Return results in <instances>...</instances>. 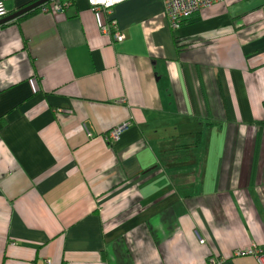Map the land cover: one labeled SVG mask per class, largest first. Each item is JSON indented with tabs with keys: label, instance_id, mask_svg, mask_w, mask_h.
<instances>
[{
	"label": "crops",
	"instance_id": "1",
	"mask_svg": "<svg viewBox=\"0 0 264 264\" xmlns=\"http://www.w3.org/2000/svg\"><path fill=\"white\" fill-rule=\"evenodd\" d=\"M58 1L0 23V264H258L264 0Z\"/></svg>",
	"mask_w": 264,
	"mask_h": 264
},
{
	"label": "built area",
	"instance_id": "2",
	"mask_svg": "<svg viewBox=\"0 0 264 264\" xmlns=\"http://www.w3.org/2000/svg\"><path fill=\"white\" fill-rule=\"evenodd\" d=\"M92 9L95 11H106L109 13V9L112 5L122 1V0H88ZM221 0H163L164 14L168 18V21L173 28L179 27L182 21L190 18L194 13L198 12L202 8L212 5L215 2ZM73 0H63L58 2H53L49 7H43L42 11L56 10L58 12L64 11L65 7H69ZM7 9L3 2L0 0V19L7 16ZM108 21L101 23V31L104 34L110 35L115 43L121 42L123 40V34L121 33L119 27L117 26L116 20L114 18H108ZM103 25V26H102ZM120 127V126H119ZM118 128V127H117ZM116 128V129H117ZM114 129L111 133L118 136L119 131ZM117 136L115 138H117ZM202 241V240H201ZM245 251V252H244ZM242 251L243 253L251 254L258 264H264V251L258 249L257 247L249 248ZM211 264H220L219 261L211 259L209 261Z\"/></svg>",
	"mask_w": 264,
	"mask_h": 264
},
{
	"label": "rangeland",
	"instance_id": "3",
	"mask_svg": "<svg viewBox=\"0 0 264 264\" xmlns=\"http://www.w3.org/2000/svg\"><path fill=\"white\" fill-rule=\"evenodd\" d=\"M88 1V0H87ZM122 1H124V0H122ZM121 2V1H120ZM120 2H118V3H120ZM88 3H89V1H88ZM118 3H116V4H118ZM116 4H114V5H116ZM43 5V4H42ZM89 5H90V3H89ZM114 5H112V7L114 6ZM90 7H91V5H90ZM92 8V7H91ZM95 11V10H94ZM101 12H106V11H101ZM163 12H164V9H163ZM191 18V17H190ZM189 19V18H188ZM108 21V20H107ZM181 25V24H180ZM179 25V26H180ZM103 26V25H102ZM99 32L101 33V34H104V33H102V31H101V26H99ZM104 35H106L107 36V34H104ZM110 36V35H109ZM111 37V36H110ZM124 37V36H123ZM111 39H112V37H111ZM112 41H113V39H112ZM114 42V41H113ZM115 43V42H114ZM119 43V42H118ZM118 127V128H117ZM117 127H114V128H112V129H109L105 134L106 135H104L103 136V138L105 139V141H108V143L109 142H111V141H113V140H116L117 138H115L117 135H115V134H113V133H111V131H113L114 129H116V130H118L119 131V129H120V127H121V129H120V131L119 132H121L123 129H125L126 127H127V125L126 124H123V125H121L120 127L119 126H117ZM118 137V136H117ZM240 252H242V251H239V250H237L236 252H234L233 253V256H239L240 255ZM214 258V257H213ZM212 259V258H211ZM211 259H209V260H211Z\"/></svg>",
	"mask_w": 264,
	"mask_h": 264
},
{
	"label": "water",
	"instance_id": "4",
	"mask_svg": "<svg viewBox=\"0 0 264 264\" xmlns=\"http://www.w3.org/2000/svg\"><path fill=\"white\" fill-rule=\"evenodd\" d=\"M47 1H49V0H37V1L29 4L28 6L23 7L21 9H19L18 11L12 13L11 15H9V16L7 15V16L1 18L0 19V23H3V22H6V21H9V20H12V19L16 18L18 15H21L24 12L29 11L32 8H34V7H36V6L40 5V4H43V3L47 2Z\"/></svg>",
	"mask_w": 264,
	"mask_h": 264
},
{
	"label": "trees",
	"instance_id": "5",
	"mask_svg": "<svg viewBox=\"0 0 264 264\" xmlns=\"http://www.w3.org/2000/svg\"><path fill=\"white\" fill-rule=\"evenodd\" d=\"M51 2H52V0H50V1L46 2V3H51ZM40 6H41V5H38V6L34 7V8H32L31 10L24 12L23 14H21V15H23V16H18V17H16V19H22V18H25L24 16L30 14V13H29L30 11L34 12V11H36L37 9H39ZM25 7H26V6H25ZM186 20H187V19H186ZM186 20H184V21H186ZM11 21H12V20H11ZM184 21H182V23H183ZM3 25H4V24H3ZM3 123H4L3 118H0V127L3 125ZM259 124H260V123H259ZM104 135H106V134H104ZM104 135H103V136H104ZM118 135H119V134H118ZM107 142H108V141H107ZM208 263H209V261H207V264H208Z\"/></svg>",
	"mask_w": 264,
	"mask_h": 264
},
{
	"label": "clouds",
	"instance_id": "6",
	"mask_svg": "<svg viewBox=\"0 0 264 264\" xmlns=\"http://www.w3.org/2000/svg\"><path fill=\"white\" fill-rule=\"evenodd\" d=\"M8 15V14H7ZM213 259V258H212ZM210 261V260H209ZM210 263V262H209Z\"/></svg>",
	"mask_w": 264,
	"mask_h": 264
},
{
	"label": "bare ground",
	"instance_id": "7",
	"mask_svg": "<svg viewBox=\"0 0 264 264\" xmlns=\"http://www.w3.org/2000/svg\"><path fill=\"white\" fill-rule=\"evenodd\" d=\"M44 4V3H43ZM40 5H42V4H40Z\"/></svg>",
	"mask_w": 264,
	"mask_h": 264
}]
</instances>
